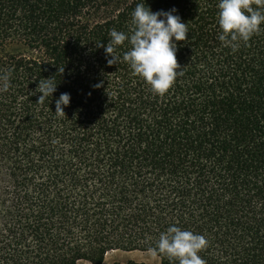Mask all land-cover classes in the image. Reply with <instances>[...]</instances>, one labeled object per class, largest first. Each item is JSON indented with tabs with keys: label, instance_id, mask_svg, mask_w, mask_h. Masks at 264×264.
<instances>
[{
	"label": "trees",
	"instance_id": "1",
	"mask_svg": "<svg viewBox=\"0 0 264 264\" xmlns=\"http://www.w3.org/2000/svg\"><path fill=\"white\" fill-rule=\"evenodd\" d=\"M218 2L0 0V264H104L112 251L178 264L155 251L170 226L207 239L206 264H264V24L233 51ZM138 3L187 24L164 95L123 61L127 41L113 65L98 46L129 32ZM44 78L56 91L37 103Z\"/></svg>",
	"mask_w": 264,
	"mask_h": 264
},
{
	"label": "clouds",
	"instance_id": "2",
	"mask_svg": "<svg viewBox=\"0 0 264 264\" xmlns=\"http://www.w3.org/2000/svg\"><path fill=\"white\" fill-rule=\"evenodd\" d=\"M217 8L221 30L217 38L233 51L238 49L239 42L247 43L254 34L259 33L264 24V0H219ZM175 12L174 8L154 12L145 3H138L131 13L132 28L129 32L110 29L107 45L98 44L104 48L107 63L113 65L120 59L115 54L116 47L127 41L131 47L124 52L123 61L128 63L134 75H139L150 85L156 95H164L176 78L183 74L182 70L177 71L180 65L176 59L175 41H184L188 29ZM59 72L62 73L63 69H59ZM9 85L10 72L0 73V90L7 91ZM56 87L52 78L40 79L36 92L42 95L37 103L52 97ZM70 99V94H60L55 101L56 115H65L63 108L69 105ZM207 244L203 235L170 226L165 233L160 234L155 251L175 259L178 264H206L198 253Z\"/></svg>",
	"mask_w": 264,
	"mask_h": 264
},
{
	"label": "rangeland",
	"instance_id": "3",
	"mask_svg": "<svg viewBox=\"0 0 264 264\" xmlns=\"http://www.w3.org/2000/svg\"><path fill=\"white\" fill-rule=\"evenodd\" d=\"M127 260H135L146 264H161L160 259L154 253L149 251H112L106 255L104 264H112L115 261L124 262ZM77 264L90 263L88 261H79Z\"/></svg>",
	"mask_w": 264,
	"mask_h": 264
}]
</instances>
